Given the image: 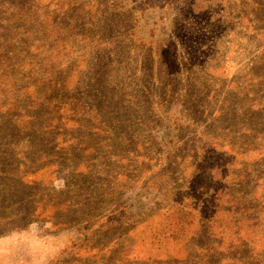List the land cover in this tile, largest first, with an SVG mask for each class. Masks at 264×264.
<instances>
[{
	"label": "rangeland",
	"instance_id": "obj_1",
	"mask_svg": "<svg viewBox=\"0 0 264 264\" xmlns=\"http://www.w3.org/2000/svg\"><path fill=\"white\" fill-rule=\"evenodd\" d=\"M118 1L132 10L124 25L133 38L124 49L115 48L112 64L103 68L109 77L102 81L125 90L115 95L102 90L98 78L87 86L85 78L92 72L103 77L100 68L89 69L101 64L88 53L80 56V96H107L109 110L117 108L109 125L117 135H128L124 140L114 136L123 141L120 154L100 161L112 170L103 221L117 227L113 232L127 252L120 255L124 264H172L171 258L184 256V243L174 238L177 215L188 213L195 225L216 214L224 220L217 228L216 219L207 226L213 227L216 240L227 232L223 242H233L236 237L230 233L237 217L220 214L227 207L224 201L234 199L225 197V188H233L237 197L234 190L247 177L250 185H260L254 198L264 199V149L242 153L254 146L241 148L240 140H232L259 112L252 73L264 64V59L257 61L264 56V15L255 13L249 0H163L154 7L147 0ZM204 131L209 137H202ZM132 135L136 138L130 142ZM107 143L99 148L100 155L105 156ZM68 176L62 171L53 185L64 189ZM232 206L235 212L236 204ZM258 219L247 230L249 244L251 250L264 251V214ZM78 227L56 231L40 218L0 234V264H82L79 255L70 253L73 240L81 237ZM115 251L123 252L119 247Z\"/></svg>",
	"mask_w": 264,
	"mask_h": 264
},
{
	"label": "trees",
	"instance_id": "obj_2",
	"mask_svg": "<svg viewBox=\"0 0 264 264\" xmlns=\"http://www.w3.org/2000/svg\"><path fill=\"white\" fill-rule=\"evenodd\" d=\"M249 1L254 2L255 13L264 15V0ZM146 3L154 7L164 1ZM246 12L245 7L241 9L239 18L244 20ZM132 15V10L118 0H0V234L27 227L40 218L51 222L56 231L78 225L81 237L73 240L70 252L81 257L78 262L124 264L122 257L127 252L121 237H115L117 227L110 220L103 221V212L109 209L107 190L112 184V170L104 163L120 154L123 141L119 139L128 135H117L109 125L117 108L109 110L107 96L96 99L92 94L87 100L80 96V56L88 53L101 64L89 69L100 68L103 77L99 79V72H92L85 78L87 86L98 78L102 90L114 95L125 90L102 79L109 77L103 70L112 64L115 48L124 49L132 41L125 29L127 23L124 25ZM262 59L264 56L257 61L262 63ZM260 69L252 73L259 112L249 119L251 125L242 127L245 129L238 131L240 135L232 138L242 142L241 148L254 146L242 153L264 149V64ZM202 137H209L208 132ZM127 138L131 142L136 136ZM106 142L103 156L99 148ZM62 171L69 176L65 188L57 189L52 181ZM238 183L240 187L234 190L237 197L231 194L233 188H225V197L232 195L234 199L225 200L227 207L220 211L222 217L226 213L237 217L233 225L239 227L236 230L233 226L235 231L230 233L236 237L234 243L223 242L227 232H220V240L215 239L213 227L207 225L216 219L213 225L216 222L217 228L216 224L224 220L216 214L204 224L201 220L192 225L188 213H183L176 216L174 238L184 243V256L171 258L170 263L264 264V251L251 250L247 231L264 214V199L254 198L260 185H250L247 177ZM231 202L236 204L235 212ZM118 247L123 252L118 254Z\"/></svg>",
	"mask_w": 264,
	"mask_h": 264
}]
</instances>
